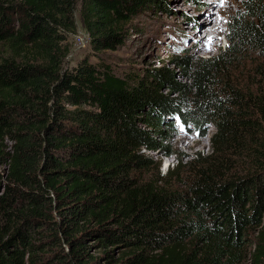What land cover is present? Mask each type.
I'll use <instances>...</instances> for the list:
<instances>
[{
  "label": "trees",
  "instance_id": "16d2710c",
  "mask_svg": "<svg viewBox=\"0 0 264 264\" xmlns=\"http://www.w3.org/2000/svg\"><path fill=\"white\" fill-rule=\"evenodd\" d=\"M163 4L0 0V264H264V0L245 1L216 57L65 67L78 12L93 48L115 51ZM176 122L214 128L211 152L162 174L144 150L174 156Z\"/></svg>",
  "mask_w": 264,
  "mask_h": 264
},
{
  "label": "rangeland",
  "instance_id": "374dc122",
  "mask_svg": "<svg viewBox=\"0 0 264 264\" xmlns=\"http://www.w3.org/2000/svg\"><path fill=\"white\" fill-rule=\"evenodd\" d=\"M245 1L164 0L161 9L141 13L128 26L129 38L122 47L115 51L103 52L93 48L90 35L85 30L78 12L76 16L77 31L70 35L66 42L69 55L65 67L72 69L82 60L88 59L93 64L105 63L120 74L126 71H135L144 75L149 69L162 67L177 69L173 61L178 57H189L194 63L199 59L216 57L226 49L230 24L233 18L243 10ZM78 6L80 7V5ZM220 10H225L220 44L217 49L206 54L203 47H196L193 39L197 34V25L206 19L209 11ZM211 22L204 25L203 28L209 26ZM2 53L4 52L0 48V54ZM245 57L248 58V56ZM246 75L247 70L239 71L233 74L232 79L241 81V77ZM178 81L182 84H191V79L181 74L178 75ZM164 129L168 137L164 144L175 155L167 157L163 150L159 152L144 150L151 158L160 163L162 174L167 173L169 168L172 169L180 164L177 155L183 158L182 164H187L199 156H205L211 152V137L215 133L212 127L207 130L204 137L193 129L188 131L178 122H176V130L168 127ZM182 139H188L191 144H198L194 148H186L181 144Z\"/></svg>",
  "mask_w": 264,
  "mask_h": 264
},
{
  "label": "bare ground",
  "instance_id": "6f19581e",
  "mask_svg": "<svg viewBox=\"0 0 264 264\" xmlns=\"http://www.w3.org/2000/svg\"><path fill=\"white\" fill-rule=\"evenodd\" d=\"M225 8V7H224ZM211 9V8H210ZM225 10L209 11L206 19L202 20L197 25L196 36L193 38L196 43V47H203L204 52L209 54L212 50L218 48L220 44V37L223 34V23L225 19ZM212 21L209 26L203 28L204 25ZM181 144L186 148H194L198 143L191 144L188 139H182Z\"/></svg>",
  "mask_w": 264,
  "mask_h": 264
}]
</instances>
